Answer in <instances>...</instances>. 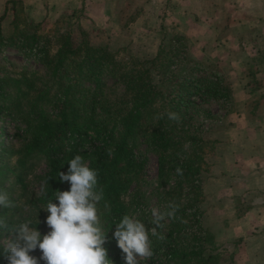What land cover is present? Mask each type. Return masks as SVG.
<instances>
[{
  "label": "trees",
  "instance_id": "obj_1",
  "mask_svg": "<svg viewBox=\"0 0 264 264\" xmlns=\"http://www.w3.org/2000/svg\"><path fill=\"white\" fill-rule=\"evenodd\" d=\"M84 16L81 2L79 8L47 26L45 20L27 18L23 0L5 1L0 14V53L13 49L38 68L0 65V123L14 124L10 138L18 144L4 141L5 130L0 129V191L8 192L15 204L0 208V217L9 227L31 219L32 226L45 235L50 213L41 208L48 199L58 204L56 192L70 190V183L61 181L59 173L67 174L68 161L81 155L98 170L104 198L111 205L110 212L104 210L103 201L98 205L109 230V242L104 245L108 258L125 264L122 250L112 239L115 223L125 214L140 211L137 218L146 229L155 227L140 209L144 159L134 149L141 143L157 158L156 204L162 210L170 202L179 206L175 218L168 219L165 228H157L166 239L150 237L153 255L159 256L155 264H219L222 244L204 226L207 209L203 207L209 173L204 166L206 145L213 140L205 138L193 119L200 111L195 99L226 102L229 83L216 73H194V62L185 75L175 74L176 63L186 59V55L179 59L176 39L169 46L160 43L145 58L120 57L121 46L107 39L93 40L79 21ZM156 76L166 79L164 85H159ZM169 111L180 120H169ZM108 149L114 150L111 156ZM35 157L46 164L42 178L47 196L35 195L19 204L26 195L29 160ZM177 168L182 175H177ZM7 179L9 186L1 188ZM13 182L21 190L18 200L10 194ZM25 209L28 214L23 217ZM5 256L0 246V264L8 262Z\"/></svg>",
  "mask_w": 264,
  "mask_h": 264
},
{
  "label": "rangeland",
  "instance_id": "obj_2",
  "mask_svg": "<svg viewBox=\"0 0 264 264\" xmlns=\"http://www.w3.org/2000/svg\"><path fill=\"white\" fill-rule=\"evenodd\" d=\"M5 1L0 0V14ZM23 1L27 18L31 21L45 20L47 26L59 16L79 8L83 2L85 16L79 20L82 26L88 30L95 42L107 39L113 45L121 46L120 57L145 58L154 53L158 40L169 46L176 39L174 43L179 46V59L182 60V55H186V59L179 61L178 65L176 63L175 74L185 75L194 62V73L202 76L216 73L229 83L230 98L226 102L195 99L200 111L193 122L201 126L205 138L213 140L206 145L207 162L204 166L208 168L209 176L206 174L208 178L205 180L206 198L203 207H206L207 215L204 226L214 235L215 242L222 244V251L219 253L223 260L219 264H245L237 263V255L239 250L243 251L254 239L249 238L252 237L249 233H244L245 228L249 229L251 220L239 219L256 201L264 207V0ZM177 8L195 13L197 20L185 21L188 24L185 29L187 35L183 29H179L181 20L176 14ZM8 19L10 16L7 17V22ZM7 22H4V29ZM179 36L182 39L179 40ZM0 65L7 69L38 68L33 61L10 48L0 53ZM156 79L159 85L166 82L164 77L156 76ZM2 127L5 133L1 138L18 146L16 139L10 138L14 133V124L0 123V129ZM227 142L226 153L235 145L241 151L236 157L230 155L224 158L225 163L236 164L230 171L222 169L218 157ZM134 152L140 159H144V182L141 188L144 192V203L142 202L140 209L151 218L150 209L159 208L154 193L157 158L141 143ZM12 162L10 160V164ZM29 163L31 167L24 180L26 195L21 197L19 204L32 196H38L43 186L42 177L46 171L44 159L31 158ZM8 179L1 188L9 186ZM232 183L235 186L240 185V188L234 189L230 194L228 188ZM20 191L19 184L13 182L10 189L12 197L17 199ZM26 209L22 213L23 217L28 214ZM139 214L140 211L135 213L136 216ZM253 224L262 227L264 223ZM10 228L0 230V246L3 249L5 241L14 239L15 234ZM48 228H45L46 234L50 231ZM256 236L259 235H253ZM30 255L39 258L42 253L37 248ZM158 257L155 254L141 264H155ZM39 264L45 262L41 260Z\"/></svg>",
  "mask_w": 264,
  "mask_h": 264
},
{
  "label": "clouds",
  "instance_id": "obj_3",
  "mask_svg": "<svg viewBox=\"0 0 264 264\" xmlns=\"http://www.w3.org/2000/svg\"><path fill=\"white\" fill-rule=\"evenodd\" d=\"M161 114L157 119L162 118ZM169 120L179 121L180 116L175 112H167ZM108 155L113 149H108ZM67 174L60 172L63 182L70 183V190L58 191L55 198L58 204L47 200L45 209L50 215L45 223L50 231L41 236L39 230L33 227L31 219L12 225L10 230L15 234L12 241H5L4 251L8 264H114L108 258V240L106 221L101 219L98 205L103 201L106 212L111 211V205L104 198L103 187L99 184L98 170L89 166L81 155H76L68 161ZM177 175H182V169H176ZM41 196H47L46 187L40 189ZM15 204L6 191H0V208H12ZM178 205L173 202L165 209L152 207L150 223L155 225L150 230L136 215L125 214L115 223L112 235L119 249L122 250V259L125 264H141L153 256L152 239L163 241L164 233L157 228H165L168 219L175 218ZM36 223L40 221L36 219ZM0 228H9L6 219L0 217ZM39 249L42 255L36 258L31 252Z\"/></svg>",
  "mask_w": 264,
  "mask_h": 264
},
{
  "label": "crops",
  "instance_id": "obj_4",
  "mask_svg": "<svg viewBox=\"0 0 264 264\" xmlns=\"http://www.w3.org/2000/svg\"><path fill=\"white\" fill-rule=\"evenodd\" d=\"M176 14H178V17L181 20V22L179 21V23H180L179 29H183V31L185 32L184 34L187 35L188 32H186L185 29L188 26V24H186L185 21L188 20V22H189V20H191V21L194 19L197 20L195 17V13H192V12L188 13L184 10H181L180 8H177ZM156 18H157V16H156ZM157 19H159V18H157ZM183 22H184V24H183ZM159 44H160V40H158L157 46L153 50L154 53L157 51ZM227 145H228V142H227L226 147L224 148L223 152L218 153V157L220 159L222 169L223 170L228 169L230 171L231 167L233 165H236V164L234 161H233L234 163H232V164H228V162H226L227 163L226 164L225 163V159H226L225 157L230 156V155L236 157L241 151H240L239 147H236V145H235L234 148L229 149L230 150L229 153H226ZM255 170H257V168ZM218 179L219 178L217 177L216 180H218ZM237 183H239V182H237ZM232 184L233 185L228 188L229 191H231V192L228 191L230 194L233 192L234 189L238 190L240 188V185L235 186L234 183H232ZM263 200H264V198H263ZM259 211H260V214L258 213ZM245 219L251 220V223L249 224V226H250L249 229H247V228L244 229V233L245 234L249 233V235L252 236L249 238H252L254 240L252 243L247 244L244 247L243 251L239 250V253L237 255L238 256L237 257V263L238 262H244L245 264H264V224L262 225V227H257L256 225L253 224L254 222H261V223L263 222L264 223V207L263 206L261 207L260 205H258V201H256L255 205L248 207V209L245 211L244 214H242V216L239 220L243 221ZM253 233H255V234H253ZM253 235H259V236L253 237Z\"/></svg>",
  "mask_w": 264,
  "mask_h": 264
}]
</instances>
